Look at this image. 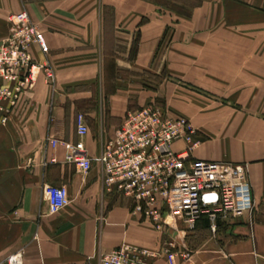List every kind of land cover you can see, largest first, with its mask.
Segmentation results:
<instances>
[{
  "label": "crops",
  "instance_id": "crops-1",
  "mask_svg": "<svg viewBox=\"0 0 264 264\" xmlns=\"http://www.w3.org/2000/svg\"><path fill=\"white\" fill-rule=\"evenodd\" d=\"M173 3L0 0V40L8 18L26 11L49 49L32 46V57L53 73L40 74L0 124V264L16 253L22 264H77L122 245L161 252L167 242L173 258L155 264H264V0ZM151 105L191 123L194 160L238 169L251 212L212 233L164 209L160 232L129 199L104 191L99 165L83 174L66 162L79 115L93 159L128 111ZM47 186L64 187L70 201L54 215Z\"/></svg>",
  "mask_w": 264,
  "mask_h": 264
},
{
  "label": "built area",
  "instance_id": "built-area-1",
  "mask_svg": "<svg viewBox=\"0 0 264 264\" xmlns=\"http://www.w3.org/2000/svg\"><path fill=\"white\" fill-rule=\"evenodd\" d=\"M9 33L0 40V124L8 123L21 95L31 89L40 76L53 78L48 65L37 64L31 47L49 52L43 33L26 11L8 18ZM88 134L85 117H77V140L63 143L66 162L87 174L94 164L102 169V186L107 194H118L132 202V214L147 219L157 231L166 230L167 216H179L192 229L206 215L210 230L217 223L253 210L250 185L234 166H218L194 160L192 151L199 144L191 123L182 117H169L155 106L128 111L122 124L103 145L97 158H89L84 137ZM55 147L59 141L51 140ZM175 143H182L176 151ZM49 213L57 214L70 201L64 187L47 186ZM172 243L161 252L122 245L97 259L87 257L77 264H155L162 253L173 258ZM183 259L188 254L182 255ZM6 264H22L16 253Z\"/></svg>",
  "mask_w": 264,
  "mask_h": 264
},
{
  "label": "rangeland",
  "instance_id": "rangeland-1",
  "mask_svg": "<svg viewBox=\"0 0 264 264\" xmlns=\"http://www.w3.org/2000/svg\"><path fill=\"white\" fill-rule=\"evenodd\" d=\"M175 1H178V0H160V3H161V6H169V7L173 6L174 7L173 2H175ZM199 3H200V0H192L191 4H192L193 10L199 6ZM175 9H177V5H175ZM155 107L160 109V107H158V106H155Z\"/></svg>",
  "mask_w": 264,
  "mask_h": 264
},
{
  "label": "trees",
  "instance_id": "trees-1",
  "mask_svg": "<svg viewBox=\"0 0 264 264\" xmlns=\"http://www.w3.org/2000/svg\"><path fill=\"white\" fill-rule=\"evenodd\" d=\"M198 220H201L204 226L210 230V222L206 215H201ZM217 228H218V225H217Z\"/></svg>",
  "mask_w": 264,
  "mask_h": 264
}]
</instances>
